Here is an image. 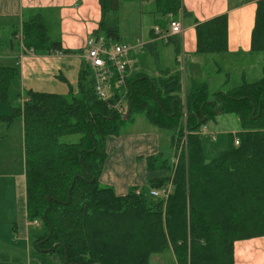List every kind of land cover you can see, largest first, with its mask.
<instances>
[{"label":"trees","instance_id":"16d2710c","mask_svg":"<svg viewBox=\"0 0 264 264\" xmlns=\"http://www.w3.org/2000/svg\"><path fill=\"white\" fill-rule=\"evenodd\" d=\"M100 2L103 17L96 37L122 43L120 0ZM154 2L163 27L168 16L185 15L182 0ZM22 33L24 47L38 56L79 53L52 36L42 11L24 21ZM196 38L198 55L226 53L227 15L197 24ZM11 45L0 40V56ZM171 45L178 61L182 44L174 39ZM146 50L159 63L158 44ZM251 50L264 54V0L257 5ZM20 76L19 67L0 66L1 102L9 104ZM94 87L93 71L84 63L77 92L70 85L67 95L29 90L22 105L0 117L10 124L16 117L24 120L27 220L42 229L31 236L33 264H53L52 258L61 264H150L153 255L167 251L178 264H233L236 241L264 236V69L259 81L235 88L226 78L213 94L206 82H195L186 93L181 70H159L156 78L137 74L131 80L128 121L99 100ZM218 111L240 118L242 129L235 135L240 143L235 145L232 136L230 147L208 162L201 129L215 121ZM136 116L173 134V158L148 157L149 172L165 176L151 180L148 189L118 196L100 182L107 140ZM76 135L77 142L68 140ZM170 184L167 199L150 196ZM2 258L0 264H12L9 254Z\"/></svg>","mask_w":264,"mask_h":264},{"label":"crops","instance_id":"0c3cea01","mask_svg":"<svg viewBox=\"0 0 264 264\" xmlns=\"http://www.w3.org/2000/svg\"><path fill=\"white\" fill-rule=\"evenodd\" d=\"M259 1L182 0L185 32L182 36L173 38L169 45L174 39L180 40L183 47L182 55L185 56L186 62L191 63L193 70L197 72L199 70L198 77L201 83L206 82L211 87L213 82H218L217 85L222 87L227 78L229 88H235L243 83L257 82L263 77L264 54L251 50ZM151 3L155 4L154 0H120V21L124 26L128 19L134 31L123 29V33V26L121 28L120 25L122 43L135 45L132 39L136 36L137 20L141 22L142 32L144 25L150 28L153 24L150 23L149 17H154V23L157 24L160 16L155 15L156 4L153 9ZM40 11L51 24V28H54L52 36L61 40L66 49L79 52L77 55L38 56L29 51L24 53L20 41L22 25ZM224 15L228 17L227 52L198 55L197 24ZM102 17L100 0H0V40L12 42L11 46L5 47L8 52H4L5 48L3 49L0 63L20 68L21 76L11 87L18 90V96H21L20 105L23 104L25 94L29 90L67 95L70 85L77 92L80 70L82 65L87 63V43L96 37ZM133 58L135 59L134 55ZM135 75L137 74L133 72V76ZM140 123L134 120L119 136H112L107 140L108 159L100 182L113 187L118 196L128 194L132 188L148 189L151 180L165 176L166 172H149L148 157L162 153L167 160L171 161L173 158L169 133L151 124L153 128H146L144 124L140 126ZM207 126L209 132H212L209 124ZM4 168H7V164ZM9 178H12L10 173L7 177H0V192L3 181ZM19 184L18 195L12 192V198L8 202L0 195V234L10 229V227L4 229L8 227V224L6 225L8 221L12 224L16 220L20 226L19 237L27 238L31 246V223L27 220L24 179L21 178ZM9 255L17 257L16 259L19 257L12 252ZM232 257L233 264H264V236L236 241L233 244Z\"/></svg>","mask_w":264,"mask_h":264},{"label":"rangeland","instance_id":"374dc122","mask_svg":"<svg viewBox=\"0 0 264 264\" xmlns=\"http://www.w3.org/2000/svg\"><path fill=\"white\" fill-rule=\"evenodd\" d=\"M151 4H153L152 7L154 9L155 4ZM109 18H111V16ZM149 21L150 23L153 22L152 26L150 28H147V26L144 25V31L142 32L141 22L137 20V32L135 34L136 36L132 39V42H134V44H136V41L139 38H142L145 43L151 42L150 31L152 28L154 29L157 24L154 23V17H149ZM120 25L122 28L123 22L121 23L120 21ZM123 29L125 31L130 29V31L134 32L133 25L130 24L128 19L125 21V25L123 26L122 30ZM52 33L54 35V28L52 29ZM158 51L160 59L159 63L147 50L134 52L133 55L135 57V67L133 69V72L136 74H145L150 76L151 78H156L159 74V70H181L184 76L186 93H189L195 82L201 83V80L198 77V74L200 73L199 70L198 72L193 70L190 62H186L185 60L183 65H180L178 63V61L176 60V52L173 45L166 46L163 43H159ZM4 52H8V49L5 48ZM0 66H4L3 62L0 63ZM217 84L218 82H213V84L211 85L212 94L221 88ZM18 95L19 92L18 90H16V87H14L10 90L9 104H5L0 101V117L11 115L12 107L20 106ZM218 117L219 116H217L214 122L209 123V128L212 132L217 134V139L213 140L207 134H203L201 137L205 159L208 162L217 159L223 152H225L230 147L232 136L233 138L235 137L236 141L238 138L235 135L242 129V124L238 116L221 115L219 118ZM135 120L141 122L140 126H143L144 124L147 126L146 128H153L143 116H136ZM163 132L168 131L164 130ZM168 133L170 136L173 135L171 132ZM68 140H70V142H77L79 140V136H72L68 138ZM5 164H7V168H4ZM9 173L12 178L3 181L0 192L1 198H5V200L8 202L12 198V192L15 195H18V188L20 185L19 181L22 178L24 179V194L26 204L27 183L24 161V126L23 119L21 117H16L14 122L11 124L5 121L0 122V177H7L9 176ZM168 186L171 190L173 189L171 184ZM7 224L8 227L4 229H8L9 227L10 229L8 231H3L0 234V261H3L1 260L3 259L2 254L6 255L12 252L16 253L19 256V264H33V262L30 261V257L32 256V254L36 255V251L33 246H29L27 238L21 236V238L19 237V223L15 220L12 222V224L11 221H8L6 225ZM41 231L42 229L40 227H37L33 223L31 224L32 235L38 234ZM16 258L17 257L9 258L10 263L13 264ZM49 260L54 262L53 264H61L60 260L57 258H52ZM150 264H177V261L174 257V254L171 251H167L163 254L153 255L150 258Z\"/></svg>","mask_w":264,"mask_h":264},{"label":"built area","instance_id":"2783aa9c","mask_svg":"<svg viewBox=\"0 0 264 264\" xmlns=\"http://www.w3.org/2000/svg\"><path fill=\"white\" fill-rule=\"evenodd\" d=\"M184 32L185 23L183 17L175 20L173 15H170L167 19V27L158 24L153 29L149 44L163 43L164 45H169L173 38L182 36ZM23 40L21 33L20 41L22 47H24ZM149 44L139 38L136 44L132 46L107 40L104 36L92 38L87 43L86 62L94 74L95 94L99 100L109 102L118 114L125 115L129 112L131 80L134 77L132 72L135 67L133 53L138 50H144ZM24 53H28L25 47ZM185 60V56L181 54L178 62L183 65ZM203 134H207L213 140H216V134L209 132L207 125L201 129V135ZM239 143L240 141L237 139L235 145L238 146ZM170 192V188L169 190H151L150 196L167 199ZM33 224L40 227L39 222Z\"/></svg>","mask_w":264,"mask_h":264},{"label":"water","instance_id":"95a60500","mask_svg":"<svg viewBox=\"0 0 264 264\" xmlns=\"http://www.w3.org/2000/svg\"><path fill=\"white\" fill-rule=\"evenodd\" d=\"M220 111H218V115H220ZM130 118V113L128 112L127 114L123 115V120L124 121H128V119Z\"/></svg>","mask_w":264,"mask_h":264}]
</instances>
